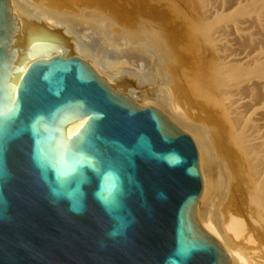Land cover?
<instances>
[{"label":"water","instance_id":"95a60500","mask_svg":"<svg viewBox=\"0 0 264 264\" xmlns=\"http://www.w3.org/2000/svg\"><path fill=\"white\" fill-rule=\"evenodd\" d=\"M11 8L0 0V264H230L197 219L191 136Z\"/></svg>","mask_w":264,"mask_h":264},{"label":"bare ground","instance_id":"6f19581e","mask_svg":"<svg viewBox=\"0 0 264 264\" xmlns=\"http://www.w3.org/2000/svg\"><path fill=\"white\" fill-rule=\"evenodd\" d=\"M106 1L10 3L18 26L63 31L73 55L111 86L131 82L139 100L117 90L193 137L204 185L200 226L230 264H264V0L110 1L123 15ZM149 65L156 83L126 69ZM87 119L70 122L66 136Z\"/></svg>","mask_w":264,"mask_h":264},{"label":"rangeland","instance_id":"374dc122","mask_svg":"<svg viewBox=\"0 0 264 264\" xmlns=\"http://www.w3.org/2000/svg\"><path fill=\"white\" fill-rule=\"evenodd\" d=\"M110 1H113V0H109V2H108V0H107V1L105 2V3H107L106 6L108 5V3H110L109 5H112V3H115V2H116V1H114V2L111 3ZM102 3H104V1H102ZM115 4H117V3H115ZM115 4H113L114 6L112 5V6H113L112 8L115 9L114 7L116 6V9L118 8L117 10H119V12H121L122 15H123L124 12H122V11L120 10V7H119L120 5L118 6V4H117V5H115ZM103 5L105 6V4H103ZM109 5H108V6H109ZM106 6H105V7H106ZM109 7H111V6H109ZM122 10H123V9H122ZM126 69H127V70H130V71H132V72L138 73V74H148V73H151V74H152V76H151V80H150L151 83H152V82H154V83L157 82V78H156V76H154V73H153V72L155 71V70H154V66H152V65H149V67H147V68L144 69V70H139L137 67H134V66H130V67L127 66ZM158 83H159V81H158ZM154 86H155V85H154ZM157 86H159V84H156V87H157ZM121 90H122V89H121ZM122 91H123V90H122ZM141 102H142V101H139V103H141ZM147 106H153V107H154V105H147ZM145 107H146V106H145ZM184 132H185V131H184ZM185 133H186V132H185ZM187 134H188V133H187ZM188 135H190V134H188ZM190 136H191V135H190ZM191 138L193 139L192 136H191ZM193 141L195 142L194 139H193ZM195 144H196V142H195ZM196 146H197V144H196Z\"/></svg>","mask_w":264,"mask_h":264}]
</instances>
